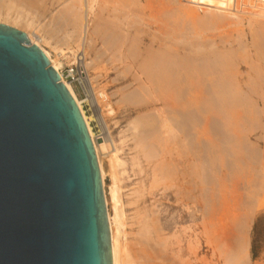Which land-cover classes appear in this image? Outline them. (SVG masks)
Masks as SVG:
<instances>
[{
  "label": "bare ground",
  "instance_id": "1",
  "mask_svg": "<svg viewBox=\"0 0 264 264\" xmlns=\"http://www.w3.org/2000/svg\"><path fill=\"white\" fill-rule=\"evenodd\" d=\"M221 1L224 2H220V0H217V2L215 1L216 5L212 7L210 6L209 1H205L202 4L203 9L201 8L203 11V15L197 16L192 13L195 10L194 8H196L194 7L192 0H72L71 5L69 6L70 8L68 9L70 12L68 10L66 11V13L68 12V14L70 15L64 14L65 12H63V14L62 12H59L61 13V15L59 16L58 14L56 16L51 15L49 24L42 27V25L40 24V19L43 15L39 17H32L28 15L29 12L26 14V10L25 12L23 11L24 9L22 10V7L24 6V2H22V0H0V24H5L10 27H16L17 29L19 27L25 29L24 33H26L31 44L37 45V47H39L44 52L51 66L54 67V69L59 73L60 80L67 86L68 90L70 91L72 97L74 98L80 109V113L83 116L86 127L88 129V133L95 148L98 167L101 175L100 179L102 182L104 201L106 205L105 212L107 213L109 226L112 264H123V251L125 250L124 249L122 251L119 239L121 234V227L123 226L120 221L119 213L117 212L119 203L117 194L119 193H117L118 190H116L115 187L112 189L110 188L111 190L109 191V196L106 193L104 179L106 177V173L104 171L105 165H103V160L101 157V153H103L104 147L103 145L101 146V144L100 146L97 144L90 127L91 118H88L86 116L82 108V103L76 97L71 85L64 80L62 67L64 64H72V62L79 64L80 68H82L83 70V73H81L84 75H86L85 73H87V76H82L79 81L83 86L82 88H84L83 91L86 92L91 102L95 104L94 99H96V95L98 93H96V88L94 87V80L91 79L90 76H88L87 70L91 63L87 62V50L84 47L88 43V38L91 35L90 28L93 25L95 28L93 27L94 29L92 28V31L94 32V30L96 29L95 41H105L103 43L104 47L102 48H104V51H107L106 53H108L103 54L102 51V53H100V51H98V48V52L96 51L97 58L101 59L106 55H110V57L115 62H119V64L117 63V65L115 66V70L124 73H119L121 77H123V75L125 76L126 72H128L133 76L132 79L135 80L136 78V82L139 81V84H137V86L139 85L140 88L138 91L141 90L140 94L146 93V96L149 93L147 97L142 96V101L148 100L149 96L150 98L152 97V105H154L156 102L162 103V109L159 106V108L157 107V110L154 109L156 111L152 109V111H154L152 113L157 112V116H154V114L153 116H149V114L152 115L151 112L148 113V115L142 114L143 117L145 115L147 117H144L145 119H142L140 118L142 117V115H140V117L138 116L139 119L137 118L136 120L135 118L136 121H133V123L131 121L132 124L130 123L132 128L131 131H137L135 133L136 135H134L136 136V138L138 136L137 143L135 145L137 149L139 148L138 156L142 155V157H144L143 159H145L147 164L151 167L150 172L152 175V184L150 188H154L155 184H159V182L161 183L163 180H165L163 181L165 183L168 182L166 180H169L170 184H168L166 189H172L171 194L174 196L175 203L179 206L180 209L183 208V210L188 214L189 219L192 221V223L196 221V215L200 211L198 208L201 205H199V199H201L204 202V207L203 209H201L203 210L202 214L204 218L202 219L204 221V226L207 229L208 225L210 224V164L215 165V161L218 162L224 159L223 157H219L222 156V151L220 149V144H222L220 143L222 142L221 140L220 142L219 140L216 142L213 141L212 149L210 150L211 119L209 109H221L220 116L223 115V119L219 116L218 117L220 118V120H224V125L226 127L225 131L226 133H228V135L225 136L222 134V136L225 138L223 139L226 140V145H228V148H224L223 151H226L224 153H227V155L233 154L232 158L237 163L241 162L240 164H242L244 160V152L249 151V147L247 144L244 145L242 138L237 136V127L239 126L237 121H239L240 119L236 120L238 116L235 114V109H237L238 107L246 108L251 105V102L250 100L246 99L247 97H249V94L247 92V94H245V98H243L241 96L242 93H240L242 91L241 87L245 85V80L240 78L241 80L237 79V81H235V74L233 73L234 71L232 72V70H237L239 68V64L237 63L238 65H236L232 60L234 58L233 55H229L228 53H216L217 55H215V51L213 52L214 57L211 58L210 51H208L205 54V57L199 59V43L197 45L195 41L187 42L178 40L182 37V31L184 29L192 31L191 33L195 35L198 26L201 28L206 24H211L212 21L217 22L218 20H215V18L219 17L218 15L225 16L223 20L225 24H227V27H236L237 24V26L241 25L243 27L241 38H243L244 41L254 42L259 41L260 39H264L261 38L262 33L260 29L261 25L264 26V21H262L264 20V9H262L264 6V0H255L256 3H254V5L259 4L260 9L258 8L259 11H256L257 9H254L255 12L253 13L251 12V8L253 6L251 7L249 5L250 3L246 2V0ZM197 4L195 2V5ZM96 5L99 9V12L96 16L97 22L93 24L92 16L94 14L93 12ZM52 6H54L53 3H50L48 9H44L46 10V12L50 11V13H52ZM192 8L194 9L193 11L191 10ZM224 22L219 23L224 24ZM213 26L216 27V25ZM228 30H226V32ZM199 36L200 35H198V37ZM186 37H188V34H186ZM193 38L194 36L191 35L190 39ZM140 41H145V43L146 41L149 42L148 44H144L143 49H141V46L138 45ZM208 44L209 43L207 42V45ZM44 45H47V47L49 46L51 51L54 53V56H52L51 53L46 50V46ZM202 46L205 45L202 44ZM88 47L90 46L88 45ZM255 50L257 51V48ZM97 58L95 56V59ZM101 61L102 60H100V62ZM104 61L106 60L104 59ZM103 65H105V63ZM104 67L105 66H103V68ZM100 68L98 65V69ZM131 70H133V74L135 73L134 75L130 73ZM257 71L258 70L255 69V72ZM247 72L245 74H248ZM211 75H215V77H211ZM136 82H131V85L128 87L136 84ZM127 85H129V83ZM125 87L128 88L127 86ZM138 93L139 92L137 91H134V93L132 94L130 92V96H128L131 97V95L135 96L137 94L138 97H141L140 94L138 95ZM103 94L104 93H99L100 96H98L100 98H97V102L100 99H102V102L105 100ZM127 101H132V99L127 98ZM148 101L150 102V99ZM148 101H145V104L149 103ZM100 102L101 100L98 103ZM253 102H257V100H253ZM147 106L148 105H144L143 103L144 109ZM215 112L218 114L219 111L215 110ZM103 119L104 118L102 117V120ZM199 142L200 145L198 147L200 150L202 149V147H200L201 144L203 145L204 143V150L203 152H201L202 154L198 151L199 149L196 150V145ZM186 148H188V151H186ZM210 152H212L211 158ZM249 152L253 154V152ZM179 157L186 158L184 163H178ZM223 162L226 163L225 161ZM223 162L221 165H223ZM220 163L221 162H218V165H220ZM216 166L215 168L217 169ZM229 166H231V164ZM212 174L213 173H211V176ZM112 178L115 182V177ZM116 181L118 182V180ZM115 185L116 184H114V186ZM253 185H251V187H254ZM260 185L256 188H259ZM256 191L254 192L255 197H253L250 195H254V193L252 192V190H249V199H251L250 197H258V193L256 195ZM240 196L241 195H239V197ZM110 211L114 213L113 216ZM251 214L252 213L245 215V225H247L248 222L251 223ZM160 216L161 213L153 209H144V211L141 212L138 216L139 229L137 236L139 237H137L135 242L137 247H139L137 252L142 255L141 257L139 256L140 254L137 256L140 257L139 259L143 258V262L141 261V264H160L157 263V261L162 258L161 254L166 251L167 246L170 247V252L172 253L171 260L169 259V262L166 261L168 264H194L192 259L193 255L195 254L193 243L194 241L191 239L189 240L187 248L188 257L187 259L185 257L186 260H184V254L182 248L180 247L177 232L172 233V226L167 221L163 222ZM245 227L247 228V226ZM245 227L242 226L241 228L245 229ZM243 232L245 233V231ZM245 245L247 246V244ZM245 245H239V248L242 247L241 249H243L241 252H246L247 249L244 250V248L246 247ZM132 247L135 246L133 245ZM236 247L235 249L237 250ZM235 253H231L230 255L229 253H226V258L228 257V262L226 261V264H236L237 261H241L242 264L244 263V258L242 259L243 261L241 259H238L239 257L242 258V255L244 254L240 253L242 254L240 255ZM164 259L162 258V260ZM244 264H246V262Z\"/></svg>",
  "mask_w": 264,
  "mask_h": 264
},
{
  "label": "rangeland",
  "instance_id": "2",
  "mask_svg": "<svg viewBox=\"0 0 264 264\" xmlns=\"http://www.w3.org/2000/svg\"><path fill=\"white\" fill-rule=\"evenodd\" d=\"M205 1H209L211 7L215 6L216 2H217V0H204V1L203 0L202 1L201 0H199V1L192 0L194 7L197 8V9L194 8L195 10L192 8L191 10L192 11L194 10V12H192V13H194L197 16H202L203 15L202 4ZM237 1H239V0H237ZM256 1L255 0H246V2L250 3L249 5L251 7L253 6L251 8L252 13L255 12L256 9H257L256 11H259L258 10L259 4L254 5V3H256ZM22 2H24V6L22 7V10L24 9L23 10L24 12L26 10V14L29 12V14H28L29 16L39 17V16L43 15L40 19V24L42 25V27H44V26H47V24H49L51 15L56 16L58 14V16H59V15H61V13H59V12H62V14H63V12H65L64 14H68V12L66 13V11L70 8L69 6L71 5L72 0H22ZM195 2H196V4L198 2V4L195 5ZM220 2H224V1L220 0ZM50 3H53V5H54V6H52V9H51L52 13H50V11L46 12V10L44 9V8L48 9ZM109 3H110V1H109ZM29 5H31V6H29ZM262 9H264V6ZM196 10H199V11H196ZM34 11H36V12H34ZM98 12H99V9L96 5L94 12H93L94 14L92 16L93 24L97 22L96 16H97ZM34 14H36V15H34ZM68 15H70V14H68ZM218 16L219 17L215 18V20H218L219 22L223 23L224 22L223 19L225 18V16H221V15H218ZM218 21L217 22L212 21L211 24H206L205 26H202L201 28L198 26L197 27L198 29L196 30L195 35L193 33H191L192 31L184 29L182 31V37L178 41H187V42L188 41H195V43L197 45L199 43V49H200L199 54H198L199 59H201L202 57H205L206 56L205 54L208 51H210V54H211L210 56H211V58H213L214 57L213 52L216 51L215 55H217L216 53H218V54L228 53L229 55H233L234 58L231 57V58H233L232 60L235 62L236 65L239 64L238 65L239 68L237 70L233 69L232 72L234 71L233 73L235 74L234 75L235 81H237V79H240V78L245 80L244 81L245 85L241 87L242 91H244V92L241 91L240 93H242L241 96L243 98H245V94H247V93L249 94V97H247V95H246V97H247L246 99L250 100L251 105H249L246 108H244V107H238L237 108L236 107L237 109H235L236 110L235 114L238 116L236 118V120L240 119L239 121H237L238 125H239L237 127V131H238L237 136L242 138L244 145L247 144L249 147V151L253 152V154H251L249 151L244 152L245 153L244 154V160H243L242 164H240L241 162L237 163L232 158L233 154L227 155V153H224L226 151H223V150H224V148L225 149L228 148V145H226L227 144L226 140H224L225 138L222 136V134L225 136V135H228V133H226V131H225L226 127L224 125V120L222 121L223 115L220 116V114H221L220 110L221 109L220 108L215 109L216 111H219L218 114L215 112V110L209 109L210 110V119H211L210 120V123H211L210 124V127H211V130H210V135H211L210 136V143H211L210 144V150L212 149L213 141L216 142L219 140V142H220V140H221L222 142H220V143H222V144H220V149L222 151V156H219V157H221V158L223 157L224 159H222V161H218V162H221L220 165H218L217 161H215V165L210 164L211 165L210 166V172L213 174L211 176V173H210V177L212 178V179L210 178V209H209L210 210V224L208 225L207 229L204 226V221H203L204 218H203V214H202L203 210H201L204 207L203 206L204 202L201 199H199L200 200L199 205L200 204L201 205L198 208L200 211L196 215V221L194 223H192V221L189 219L188 214L183 210V208L180 209L179 206L175 203L174 196L171 194L172 189H166L168 184H170L169 180H166V181H168L166 183L163 182V181H165V180H163L161 183L159 182V184L158 183L155 184L154 188H152V189L150 188V186L152 184V178H151L152 175L150 172L151 167H150V165L147 164L146 160L143 159L144 157H142V155L138 156L139 148L137 149V147H135V145L137 143V138H138V136H137V138L135 136L136 135L135 133L137 131H134V130H132L133 132L131 131V129H132L131 124L133 123V121H136L137 118L139 119L140 115H142V114L148 115V113H150V112L152 113V112L156 111L159 107L162 109V107H161L162 103L156 102L157 103L156 104L154 102L155 104L152 105L153 104L151 102L152 97L150 98L149 96H148V100L150 99V102L148 100L142 101L143 97H147V95H149V93L146 96H145L146 93L145 94L142 93L143 95L140 94L141 90L138 91L140 88H139V85L137 86V84H139V81L136 82L135 76H134V78H135V80H134V79H132L133 76L125 71L126 72L125 76L126 75L127 76L125 77L123 75V77H121L119 75V73L121 74L122 72L115 70V66L117 65V63L119 64V62L118 61L115 62L110 57V55H106L105 57H103L101 59L97 58V52L98 51H100V53L103 52V54L104 53L108 54V53H106L107 51H104V48H102V47H104L103 43L105 41L104 42L99 41V40L95 41V35H96L95 30L96 29L94 30V32L92 31L95 28L93 25L90 28V30H91L90 34L91 35L88 38V43L84 47L87 50L86 51L87 52V56H86L87 62L91 63V65L89 66V68L87 70L88 76H90L91 79L94 80L93 81L94 87L96 88V93H98L96 95L97 96L96 99H94L95 104H93L91 102V100L88 97V95L86 94V92L83 91L84 88H82L83 86L79 80H80V78H82V76L83 77L87 76V73H85L86 75L82 74L83 70H82V68H80L79 64L72 62V64H68V65L64 64L62 67V74H63L64 80L71 85L76 97L82 103V108H83V111L86 114V116L88 118L89 117L91 118L90 127L92 129V132L94 134V137L96 139L97 144L99 146L101 144V146L103 145V147H104L103 153H101L102 154L101 157L103 160V165H105L104 171L106 173V175H105L106 177L104 179H105L106 193L109 196L110 195L109 191L114 187L116 188V190H118L117 193H119V194H117L118 201H119L117 212L119 213L120 221L123 225L121 227V234L119 237L121 247H122V251L125 249L123 251L124 257H123V253H122L123 264H127V263L128 264H141L143 262V258H141L142 260L139 259L142 255L137 252L139 247H137L135 241H136L137 237H139V236H137L138 235L137 234L138 229H139L138 216L140 215L141 212L144 211V209H149V210L153 209V210L159 211L161 213L160 217L162 218V221L163 222L167 221L172 226L171 232L172 233L177 232V236H178V239L180 242V247L182 248V251L184 254V260H186L188 257L187 256V253H188L187 248H188V242L191 239L194 241L193 243H194L195 254L193 255V258H192L194 264H226V261L228 258V257L226 258V255L228 253L230 255L231 253H235L236 251L237 252L235 254H240V253L244 254V255L240 254V255H242V258L239 257L238 259L242 260L244 258V263L246 262V264H247V262H248V264H264V180H263L264 179V76H262V75H264V73H262V72H264V39H262V40L260 39L259 41H254V42L253 41H244L243 38H241L242 30H243L242 29L243 27L241 25L237 26L238 25L237 24L236 27L235 26L227 27L226 26L227 24H225V22H224V24H225L224 25L222 23H219ZM262 21H264V20H262ZM218 24H220V25H218ZM213 25H216V27ZM14 28H16V27H14ZM228 28H229V30H228ZM260 29H261V33H262L261 38H264V37H262V36H264V26L261 25ZM18 30H20V31L23 30L22 32H24L25 29L24 28L22 29L21 27H19ZM226 30H228V31L226 32ZM201 31H203L204 33ZM202 33L205 35H203ZM186 34H188V37H186ZM191 35L194 36L193 39H190ZM198 35H200V36L198 37ZM225 35H228L231 38H229L228 36H225ZM201 39H202V41H201ZM148 42L149 41H146V43H145V41H142V42L140 41L138 45H140L141 49H143L144 44H148ZM207 42L209 43L208 45H207ZM202 44L205 46H202ZM88 45L90 47H88ZM257 45H258V47H257ZM44 46H46L45 47L46 50H48L51 53V55L54 56V53L51 51L49 46L48 47H47V45H44ZM200 47H202V48H200ZM206 48H208V49H206ZM256 48H257V51L255 50ZM97 49H98V51H97ZM246 50H247V52H246ZM95 56L98 60L95 59ZM104 59L106 61H104ZM100 60H102L101 62L103 64L105 63V65H103L100 62ZM91 61H93V62H91ZM99 62L101 65L99 64ZM250 62H251L252 66L254 65L253 67L250 65ZM258 62H259V65H258ZM98 65H99V68L100 67L102 68V69L100 68L101 70L98 69ZM103 66H105V67L103 68ZM255 69L258 71L255 72ZM123 70H124V68H123ZM237 71H238V73H237ZM247 71H249L251 73H249ZM246 72L248 74H245ZM130 73L133 74V70H131ZM122 74H124V73H122ZM240 74L243 75L244 77L241 76ZM252 75H254L255 77ZM213 76L215 77V75H211V77H213ZM235 81H234V83H235ZM258 81H260V82H258ZM261 81H262V83H261ZM131 82H134V83L136 82V84H133L131 87H128L131 85L130 84ZM128 83H129V85H127ZM249 83H251V84H249ZM249 85H250V87H249ZM125 86H127L128 88H126ZM134 91L139 92L138 95L140 94L141 97H138L137 94L135 96L138 98H136L134 95L133 96L131 95V97H129L130 92L132 94V93H134ZM253 92H255V93H253ZM99 93L100 94L104 93L103 95H104L105 100L104 99L103 100L107 101V102H104V101L102 102V99H100L101 100L100 103H98L100 100L97 102V98L100 96ZM126 96L128 99H132V101H127ZM124 97H125V99H124ZM132 97H135L137 99V101L135 98H132ZM261 97H262V99H261ZM253 100L254 101L257 100V102H253ZM139 101L142 103H140ZM145 101H148L149 103L146 102L147 104H145ZM136 102H138V103H136ZM143 103H144V105H148L145 109H144L145 106L143 107ZM152 109L153 110L156 109V110L152 111ZM156 113L157 112L152 113V115L149 114V116H153V114H154V116H157ZM252 113H254V114H252ZM143 115L140 118L143 119L144 117H147L146 115L143 117ZM218 116L222 119L220 120V118ZM246 116H248V117H246ZM102 117L104 118L103 120H102ZM212 117L215 119H213ZM135 118H136V120H135ZM216 120H219V121H216ZM242 120H244V121H242ZM131 121H132V123H131ZM213 125L215 126V128ZM218 128H220L221 130ZM217 130H219V131H217ZM216 134H217V136H216ZM214 138H215V140H214ZM108 139H109V141H108ZM223 141H225V142H223ZM200 142L196 145V150L199 149L198 146L200 145ZM223 145H226V146H223ZM200 147H202V149H201L202 151L200 149L198 151L201 153L204 150V143H203V145L201 144ZM186 151H188V148H186ZM186 151H184V152H186ZM254 151L256 154L254 153ZM211 153L212 152H210V154ZM224 155H226V156H224ZM211 156H212V154L210 155V158H211ZM185 160H186V158H183V157L180 158L179 157L178 163L179 162L184 163ZM223 161H225L226 163H224ZM222 162H223V165H221ZM233 163H236V164H233ZM224 164H225V167H224ZM227 164H229V165L231 164V166H229ZM216 165H218V166H216ZM215 166L217 167V169L215 168ZM112 177H115L114 178L115 182L113 181ZM116 180H118V182ZM233 180H236V181H233ZM247 183L248 184L250 183L249 186ZM114 184H116V185L114 186ZM251 185H253L254 187H251ZM259 185H260V187L256 188ZM153 189H154V191H153ZM249 190L250 191L252 190L253 193L257 190L256 195L258 193V197L257 196H256V198L250 197L251 199H249V197H248L250 195ZM237 191H239V192H237ZM239 195H241V196L239 197ZM234 196H236V197H234ZM250 196L255 197V193H254V195H250ZM110 212L113 216L114 213L112 211H110ZM247 213L248 214L252 213L251 214V220H250L251 223L248 222V224L245 225V223H244L245 218H246L245 215H248ZM219 214H221V215H219ZM241 225L243 227L247 226V228L245 227V229L247 231L245 229L241 228L242 227ZM248 227H249V229H248ZM243 231H245V233ZM243 234H245V235H243ZM132 244L135 247H132L133 246ZM241 244H242V246H243V244L244 245L247 244V246L245 245L246 247L244 248V250L247 249L246 252H244V251L241 252L243 250V249H241L242 247L239 248V245H241ZM235 247L237 248V250L235 249ZM231 248H233L234 251L235 250L236 251L234 252L233 249H231ZM136 252H137V254H136ZM137 255H139L140 257H138ZM161 255H162V258L163 259L165 258L166 260L164 259L165 260L164 261V260H162V258H160L157 261V263L168 264L166 261L169 262V259L171 260V256H172V253L170 252V247L167 246L166 251L163 252ZM185 257H186V259H185ZM137 260H139V261H137ZM239 263H241V261L236 262V264H239ZM231 264H233V263H231Z\"/></svg>",
  "mask_w": 264,
  "mask_h": 264
},
{
  "label": "water",
  "instance_id": "3",
  "mask_svg": "<svg viewBox=\"0 0 264 264\" xmlns=\"http://www.w3.org/2000/svg\"><path fill=\"white\" fill-rule=\"evenodd\" d=\"M100 178L59 73L0 24V264H112Z\"/></svg>",
  "mask_w": 264,
  "mask_h": 264
},
{
  "label": "built area",
  "instance_id": "4",
  "mask_svg": "<svg viewBox=\"0 0 264 264\" xmlns=\"http://www.w3.org/2000/svg\"><path fill=\"white\" fill-rule=\"evenodd\" d=\"M73 72V71H72Z\"/></svg>",
  "mask_w": 264,
  "mask_h": 264
}]
</instances>
